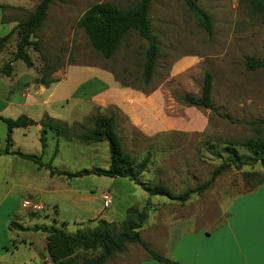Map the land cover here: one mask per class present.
<instances>
[{
  "label": "rangeland",
  "instance_id": "1",
  "mask_svg": "<svg viewBox=\"0 0 264 264\" xmlns=\"http://www.w3.org/2000/svg\"><path fill=\"white\" fill-rule=\"evenodd\" d=\"M104 2L127 9L138 0L54 1L37 33L39 50L33 47L27 50L32 68H27L21 61H13L18 41L16 32L0 49V60L3 59L0 68L12 61L15 76L24 75V81L35 76L37 85L40 77L47 81L65 80L58 84L52 96L54 110L59 114L68 112L71 104L68 97L75 85L90 76L87 68L108 72L121 85L146 96L154 95L157 109L171 120L172 128L167 132L142 133L131 129L112 107L90 104L77 106L80 111H87L86 116L79 117L77 122H63L70 136L80 133L82 128L89 126L88 121L97 116H115L124 151L137 163L148 159L145 171L139 177V182L144 185L161 184L174 195L182 194L208 180L234 149L245 164L240 170L231 167L222 172L200 195H191L182 203L159 196L149 198L147 220L139 230L140 240L147 246L155 238L162 240L171 230H176L178 222L185 224L189 231L202 230L215 237L229 238L227 225L230 224L237 236L250 240L253 256L263 255L264 184L259 182L264 181V167L260 162L250 165L247 160L250 153L242 144L248 140L264 141V69L249 72L244 65L246 55L264 59V14L254 13L247 0H196L212 21V36L208 37L180 0H154L149 19L159 55L155 73L150 83L144 85L141 74L146 41L132 33L110 59H104L92 49L84 31L76 26L89 7ZM37 4L38 0H0V19L3 23L13 21L17 24ZM6 33L7 27L0 30V35ZM183 58H190L191 63L181 64ZM206 71L212 76L213 111L185 106L179 97L184 94L199 96ZM0 83L9 87L11 81L0 76ZM82 91L79 90L77 95L82 96ZM5 133V124L0 121V141ZM103 145L84 144L72 137H62L54 146L53 141L48 140L43 162L47 163L45 161L57 146L51 162L59 171L77 173L106 169L109 154H105ZM34 147L33 142L26 150L34 154ZM37 151L40 154L39 146ZM28 165L30 167L32 163L28 162ZM244 173L248 175L246 178ZM58 178L54 180L55 184L69 183L70 187L83 192L100 195L114 190L113 203L122 217L119 222L125 219L126 208L140 211L148 198L144 190L127 180L122 183L115 180L111 186L107 177ZM50 200H55L58 205L56 214L48 203ZM33 202L43 207V211L37 212L40 224H48L42 217L48 212L53 214L56 222L66 225L63 229L70 234L93 230L97 226L96 221L83 222L78 218L64 194L44 196ZM119 226L115 224V229ZM95 254L78 252L76 259L80 261ZM143 255L148 256L140 245L127 244L122 254L113 256L105 264H134Z\"/></svg>",
  "mask_w": 264,
  "mask_h": 264
},
{
  "label": "crops",
  "instance_id": "2",
  "mask_svg": "<svg viewBox=\"0 0 264 264\" xmlns=\"http://www.w3.org/2000/svg\"><path fill=\"white\" fill-rule=\"evenodd\" d=\"M16 25L13 21L3 23L2 19H0V30H4L7 27L6 35ZM0 37H3V35L1 34ZM1 63L3 64L2 58L0 60ZM180 63H191V59L183 58ZM87 69H89L88 74L90 76L85 81L75 85L68 97V102H71L67 109L68 112L66 113L65 111L61 114L54 110L52 96L58 84L65 80L44 87L35 83V76L24 81V75L15 76V71L13 70L10 77H5L11 81L10 86L7 87L0 83V116L16 119L21 115H25L35 122L48 117L61 123L66 121L72 123L80 120L79 117L87 115V111H80L77 106L90 104L93 106L112 107L131 129L142 133L167 132L171 130V120L157 109L154 95L151 97L141 92L133 91L115 81L108 72L91 68ZM73 72L74 74L78 73V71ZM13 78H15V81H13ZM79 90H83L82 96L77 95ZM65 114L67 118H65ZM76 115L79 116L76 117ZM113 117L116 124V117ZM41 131L42 127L40 125L13 129L10 151H20L24 154L36 156L41 155L43 161L47 146L42 151L39 141ZM68 137L75 138L74 134ZM5 138L6 133L0 141L2 146L0 147V264H52L46 252L47 235L45 233L17 231L9 228V223L13 221L24 228L35 225H54L58 228H66L67 226L56 222L53 214L48 212L42 215L44 219L48 220V224H40L37 219L38 213L23 209L22 202L27 199L40 201L44 196L50 198L54 195L64 194L67 196L68 202L78 218L84 220L83 222L103 220L107 223H121L119 221L122 217L116 212L113 203L114 190H107L108 192H102L97 195L92 192L76 190L70 187L69 183L62 186L57 185L54 180L59 179V176L51 177L47 170L38 168L31 161L3 154ZM45 138L46 145H48V140H51L55 146L57 139L62 137L57 138L52 132L47 130ZM33 142L35 143L34 149H36L34 154L33 151L26 150ZM102 143L105 146V154H107V144L105 142ZM38 146L40 147V154L37 151ZM54 153L55 150L50 155L49 160L45 162H51ZM28 162L32 163L30 167ZM110 180L112 186L116 182L115 180L122 183L124 182L122 180L126 179L110 178ZM104 195L110 197V204L105 203L103 200ZM146 201L147 199H145V203ZM48 203L51 204L52 211L54 210L56 214L58 212L56 201L50 200ZM227 226L230 232L229 238H219L210 232H203L202 230L189 231L185 228V224L178 222L176 230H171L162 240L153 239L148 247L177 264H264V254L253 256L250 240L237 236V231L233 230L230 224ZM260 237H262L261 234ZM134 264L158 263L150 259L149 256L143 255Z\"/></svg>",
  "mask_w": 264,
  "mask_h": 264
},
{
  "label": "trees",
  "instance_id": "3",
  "mask_svg": "<svg viewBox=\"0 0 264 264\" xmlns=\"http://www.w3.org/2000/svg\"><path fill=\"white\" fill-rule=\"evenodd\" d=\"M54 1L60 0H38L37 6L32 12H26L25 18L17 23L7 35L0 37V49L7 42L10 36L16 32L18 41L16 42L13 61H21L27 68H32L33 63L27 53L29 47L38 51L39 41L37 38L38 30L44 24L48 16L50 5ZM154 0H138V2L127 9L114 6L109 2L97 3L89 7L78 19L76 26L81 28L92 49L100 54L104 59H110L121 42L130 34L136 33L141 39L146 41L147 48L144 53L141 79L144 85H148L155 73L156 61L159 55V48L152 37L149 10ZM188 12L195 18L201 30L208 37L212 36V21L208 14L196 3V0H180ZM250 9L256 14H264L263 0H247ZM5 8V7H2ZM12 8V7H7ZM245 69L249 72L264 69V59H257L252 56H244ZM12 61L5 63L0 69V75L10 77L12 74ZM55 80H45L43 77L38 79V84L48 87L55 83ZM179 100L187 107L199 108L213 111L212 104V76L206 71L203 76V83L199 96L184 94ZM0 121L5 124L6 138L3 154L13 155L21 159L31 161L48 171L49 176H62L68 179L81 178L87 175L98 177L126 179L127 181L139 186L147 194L148 198L145 206L137 211L127 209L126 217L120 223L119 229H115V223H107L98 220L97 226L93 230L76 231L74 234L66 232L64 227L33 226L24 228L11 221L9 228L17 231L43 232L46 237V252L52 264H105L113 256L124 252L125 245H140L150 259L158 264H177L162 255L152 251L140 240L139 230L147 220V211L151 197H164L174 202H185L191 195H200L208 190L216 178L225 170L233 167L240 170L244 165L243 158L237 155L234 149L227 160L215 168L208 180L192 189H187L184 193L174 195L166 186L161 184L144 185L139 182V177L144 173L148 159H143L140 163L123 149L121 137L118 133L115 119L113 116L101 115L88 121L89 126L82 128L74 137L84 144L105 142L108 147L109 163L106 169L82 170L77 173H67L59 171L52 166L51 162L44 163L41 155H29L20 151H10L12 146V131L15 128H25L27 126L40 125V145L42 151L46 146L45 133L47 130L52 132L55 137H68L64 123L45 117L39 122H35L25 115L16 119L0 116ZM253 122L252 124H257ZM242 147L250 153L247 160L250 165L258 162L264 167V141L248 140ZM57 146L55 148V152ZM230 150V149H229ZM247 173L243 177H247ZM259 184H264L260 181ZM251 189V188H249ZM96 252L91 257L81 258L77 261L78 252Z\"/></svg>",
  "mask_w": 264,
  "mask_h": 264
},
{
  "label": "built area",
  "instance_id": "4",
  "mask_svg": "<svg viewBox=\"0 0 264 264\" xmlns=\"http://www.w3.org/2000/svg\"><path fill=\"white\" fill-rule=\"evenodd\" d=\"M103 200L105 201L106 204H110V197L108 195H104ZM22 207L23 209L31 212H41L43 211V207L41 204L34 203L33 200H25L22 202Z\"/></svg>",
  "mask_w": 264,
  "mask_h": 264
}]
</instances>
